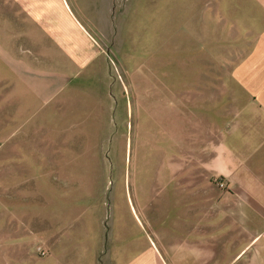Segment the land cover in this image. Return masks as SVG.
<instances>
[{"label": "crops", "instance_id": "1", "mask_svg": "<svg viewBox=\"0 0 264 264\" xmlns=\"http://www.w3.org/2000/svg\"><path fill=\"white\" fill-rule=\"evenodd\" d=\"M136 10L138 26L130 29V0H0V151L17 145H106L118 97L127 116L136 108L159 124L165 107L169 131L158 123L155 129L158 135L160 129L169 132L168 174L184 187L179 190L185 195L184 240L167 252L122 250L114 263L264 264V0H169L166 6L136 0ZM156 12L169 19L186 16V39L188 31L200 34L203 25L208 30L206 43L197 37L193 44V33L189 36V51L199 57L169 60L167 68L161 61L162 75L154 55L153 63L141 64L144 55L137 51L146 39L145 18ZM160 30L147 37L151 50L162 39ZM174 30L168 28V35ZM183 45L174 42L175 52ZM127 66L141 76L135 80L168 82L167 93L141 90L132 102L122 84L130 80ZM214 81L216 89L209 90ZM156 135L153 148L162 153ZM79 159L94 160L86 155L73 161ZM61 161L66 159L40 152H0V194L16 188L15 179H30L24 193L39 201H26L24 210L35 205L42 210L41 220L26 219L21 227L17 205L9 204L4 229L0 217V242L36 235L47 253L42 264H86L88 257L100 264L102 252L90 246L79 259L74 222L64 225L66 206L53 197L90 175L59 165L64 171L52 172L48 163ZM1 163L9 168L2 170ZM52 176L69 180L50 183ZM2 177L12 184L2 186ZM212 177L228 188L214 186Z\"/></svg>", "mask_w": 264, "mask_h": 264}, {"label": "rangeland", "instance_id": "2", "mask_svg": "<svg viewBox=\"0 0 264 264\" xmlns=\"http://www.w3.org/2000/svg\"><path fill=\"white\" fill-rule=\"evenodd\" d=\"M167 2L169 0H161L162 6H166ZM155 15V18L146 16L144 21L143 28L146 39L144 43L138 44L139 50H137L140 55H144L140 60L141 64L153 63L152 55H154L160 63L157 64V67H159V74L162 75L161 61L167 68V61L169 60L177 62L187 60L194 55L199 57L195 53L192 56V52L189 51L191 48L189 36L193 33V44H197V37L202 38L203 43H206L208 38L206 25H203L204 29L200 34L197 30H193L192 33L188 31L186 39L183 30L186 16L169 19L166 15L161 16L159 14L158 17L157 12ZM153 19L154 23H152ZM127 22L130 29L138 26L136 0H130ZM170 27L175 30L169 36L168 28ZM154 28L157 31L162 29L159 35L162 39L159 44L165 43V45L159 47V44H156L155 48L152 49L154 50L153 53L150 47L152 44L147 40L151 37H147L153 32ZM174 42L187 43V45L182 46L180 49L182 51L175 52ZM127 50L133 51L132 46ZM201 53L204 52L201 51ZM131 64L137 66V61H132ZM126 68L128 72L126 71L125 76L130 80L122 84L129 91L132 102L137 101L136 95L141 90H161V92L167 93L169 89L168 82L157 83L152 80H135V78L141 77L131 74L132 72L136 73L135 67L132 72L129 71L132 68L131 66L124 67V69ZM122 76L125 77L123 74ZM143 77L147 78L148 76L144 75ZM216 86V81L209 82L208 89H216ZM117 88L118 83L116 82L113 84V92H116ZM115 103L113 129L108 131L112 139L104 140L106 145H59L34 146L31 148L17 145L15 147L2 146L0 151L2 154H39L40 152L51 156L56 155L60 159H66V161L48 163L50 168L53 167L52 172L54 170L64 171L56 168L55 165H59L64 169L71 170L72 167H75L77 171L85 172V174L89 173L90 177L81 178L80 186H74L70 183L67 187L63 186L66 189L68 188L66 192L69 191V193L53 195V197L56 199L55 202H61L66 206L63 219L64 225L74 222L75 235L76 237L79 236L75 245L77 253L80 254L79 259L83 260L87 257L86 247L90 246L91 250L99 249L102 252L100 264H111V262L115 264V261H120L117 256L122 250L130 253V255L138 251H149L151 249L161 252L170 251L174 247H179L185 234V205L183 204L185 195L179 191L184 187L178 184V179L172 174H168L171 173L169 171L170 162L168 161L169 152H172L173 148L168 150L170 124L167 108L161 109L162 117L159 124L157 121L152 122V115L140 113L134 107V111L127 116L120 97L117 98V101L115 100ZM157 123L160 128L164 126L168 131L160 129L161 136L158 135V130L155 129ZM154 132L157 134L156 142L159 136L162 153L165 150V154L157 149L154 150ZM86 155H91L94 160L79 159L73 161L74 157L78 159ZM1 164L2 170L9 168L4 165L7 163ZM36 164L40 165L41 163L34 162V165ZM53 176H56V174ZM56 179L60 181L69 180L53 177V179H50V183H55L54 180ZM218 179L220 178L212 177L210 180L214 186L222 190L227 189L228 183L222 179L227 185L222 188L218 184ZM15 180L17 183L16 188L4 191L6 194H0L2 229L5 228L4 224H6V218L10 211L9 204L12 205L11 207L17 205L15 211L16 215L22 219L19 220L21 227L24 223H27L26 219L41 220L42 210L40 205L33 206L31 210H24L26 201L29 200L32 203L39 201L38 195L29 194L27 197L24 193V188L29 187L28 184H25L26 180L30 179L17 178ZM8 181L11 182L12 179H3L2 177L1 185H5L4 183ZM61 186L59 187L61 188ZM21 206H23L22 210H19ZM55 213H60V210H55ZM195 214V211H193V218H195ZM187 217L190 218V213H187ZM181 221V226L176 227L175 223ZM0 245V264H42V259L47 255L46 249L36 235L31 236L30 240L25 239L24 241L20 236L17 237V240L11 242L1 240ZM86 264H93L89 257Z\"/></svg>", "mask_w": 264, "mask_h": 264}, {"label": "built area", "instance_id": "3", "mask_svg": "<svg viewBox=\"0 0 264 264\" xmlns=\"http://www.w3.org/2000/svg\"><path fill=\"white\" fill-rule=\"evenodd\" d=\"M218 184L220 187L225 188L227 185L222 179H218Z\"/></svg>", "mask_w": 264, "mask_h": 264}]
</instances>
